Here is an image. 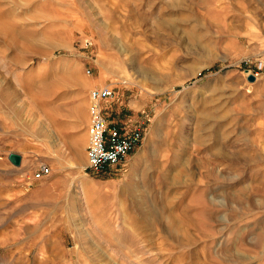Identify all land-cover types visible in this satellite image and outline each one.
<instances>
[{"label": "rangeland", "instance_id": "1", "mask_svg": "<svg viewBox=\"0 0 264 264\" xmlns=\"http://www.w3.org/2000/svg\"><path fill=\"white\" fill-rule=\"evenodd\" d=\"M0 12V108L31 125L0 126V264H264V68L246 72L264 59V0ZM97 86L116 92L111 121L144 129L106 173L86 156Z\"/></svg>", "mask_w": 264, "mask_h": 264}, {"label": "built area", "instance_id": "2", "mask_svg": "<svg viewBox=\"0 0 264 264\" xmlns=\"http://www.w3.org/2000/svg\"><path fill=\"white\" fill-rule=\"evenodd\" d=\"M264 57V56H263ZM264 68V59L257 70L247 72L255 78ZM85 74H91V67H85ZM116 99L113 87H94L88 92V145L86 149L89 168L98 173H106L124 166L127 158L140 146L144 129L132 121H111L109 104ZM49 167L42 165L34 173L35 179L49 174Z\"/></svg>", "mask_w": 264, "mask_h": 264}, {"label": "crops", "instance_id": "3", "mask_svg": "<svg viewBox=\"0 0 264 264\" xmlns=\"http://www.w3.org/2000/svg\"><path fill=\"white\" fill-rule=\"evenodd\" d=\"M2 111L0 108V126H31L28 122L20 119L19 112Z\"/></svg>", "mask_w": 264, "mask_h": 264}, {"label": "water", "instance_id": "4", "mask_svg": "<svg viewBox=\"0 0 264 264\" xmlns=\"http://www.w3.org/2000/svg\"><path fill=\"white\" fill-rule=\"evenodd\" d=\"M247 81L248 82H254L255 81V77L252 74H249L247 76ZM8 160L10 161V163L15 166L18 167L21 163V156L15 153H11L8 156Z\"/></svg>", "mask_w": 264, "mask_h": 264}, {"label": "bare ground", "instance_id": "5", "mask_svg": "<svg viewBox=\"0 0 264 264\" xmlns=\"http://www.w3.org/2000/svg\"><path fill=\"white\" fill-rule=\"evenodd\" d=\"M2 17H3V18L6 17V13L3 14V13L0 12V18H2ZM139 21H140V20H139ZM146 22H147V21H146ZM100 256H101V255H100ZM102 256H103V255H102ZM150 264H151V263H150Z\"/></svg>", "mask_w": 264, "mask_h": 264}]
</instances>
